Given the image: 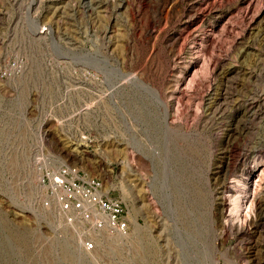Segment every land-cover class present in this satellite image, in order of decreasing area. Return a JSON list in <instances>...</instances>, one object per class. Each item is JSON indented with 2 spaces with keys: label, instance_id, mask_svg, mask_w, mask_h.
Masks as SVG:
<instances>
[{
  "label": "rangeland",
  "instance_id": "1",
  "mask_svg": "<svg viewBox=\"0 0 264 264\" xmlns=\"http://www.w3.org/2000/svg\"><path fill=\"white\" fill-rule=\"evenodd\" d=\"M62 164L127 236L78 248ZM0 264H264V0H0Z\"/></svg>",
  "mask_w": 264,
  "mask_h": 264
},
{
  "label": "built area",
  "instance_id": "2",
  "mask_svg": "<svg viewBox=\"0 0 264 264\" xmlns=\"http://www.w3.org/2000/svg\"><path fill=\"white\" fill-rule=\"evenodd\" d=\"M40 184L46 197L41 206L58 224L75 235L83 252H93L105 236H127L129 212L124 202L110 196L101 178L81 174L70 164L42 170Z\"/></svg>",
  "mask_w": 264,
  "mask_h": 264
},
{
  "label": "bare ground",
  "instance_id": "3",
  "mask_svg": "<svg viewBox=\"0 0 264 264\" xmlns=\"http://www.w3.org/2000/svg\"><path fill=\"white\" fill-rule=\"evenodd\" d=\"M223 203V202H222ZM224 204V203H223ZM72 235V232H69Z\"/></svg>",
  "mask_w": 264,
  "mask_h": 264
}]
</instances>
